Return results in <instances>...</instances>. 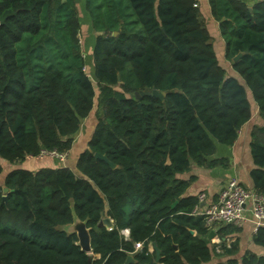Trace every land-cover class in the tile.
Masks as SVG:
<instances>
[{
	"label": "trees",
	"instance_id": "obj_1",
	"mask_svg": "<svg viewBox=\"0 0 264 264\" xmlns=\"http://www.w3.org/2000/svg\"><path fill=\"white\" fill-rule=\"evenodd\" d=\"M81 1L0 0V21L8 16L0 25V158L21 164L42 151L70 152L84 119L97 118L77 173L48 166L7 174L0 264H125L130 254V264H149L153 243L161 264H264V254H240L238 240L226 245L241 231L233 225L217 228L216 251L215 232L193 215L199 198L185 195L191 180L178 178L193 164L229 166L215 157L217 144L235 143L251 100L264 120V2L209 0L228 74L198 0ZM154 89L163 100L133 99ZM251 151L255 190L264 193V124L253 129ZM75 217L90 228L91 254L63 229ZM106 217L112 229L98 226ZM253 242L264 248V227Z\"/></svg>",
	"mask_w": 264,
	"mask_h": 264
},
{
	"label": "crops",
	"instance_id": "obj_2",
	"mask_svg": "<svg viewBox=\"0 0 264 264\" xmlns=\"http://www.w3.org/2000/svg\"><path fill=\"white\" fill-rule=\"evenodd\" d=\"M243 1L249 3L250 5L255 4L252 2V0ZM198 7L201 18L203 19L212 37L213 46L219 63L225 67L228 74H231V72H233L232 64L225 58L226 41L221 34L219 22L215 20L212 15L209 0H198ZM90 78L96 86V79L92 77ZM251 103L253 106V114L250 120L239 130L238 138L235 143L232 146L217 144V153L215 154V157L229 158L230 162L228 167L225 168L222 166H216L213 168H205L193 164L189 171L178 174V178L180 179L191 180L190 186L185 193L186 196H197L199 198L200 195L205 194V200L201 203L202 208L218 201L220 191L231 178L237 179L247 188L255 189L254 181L251 176V172L255 169V163L253 162L251 151L252 132L256 126H262L264 124V120L259 114V107L252 100ZM96 125V113H93L91 116H89V118L84 119L81 129L76 136L73 148L70 152H68V158L64 164H60L57 159L51 157H31L27 158L21 164H11L0 158V163L3 167V172L0 174V186H3L7 174L16 168H24L31 171H36L48 166H63L68 167L77 173V162L81 154L88 149L89 142L93 136ZM218 227L219 226H215L211 228V231L215 232L216 234ZM252 228V223L245 224L242 228H240L241 231L239 233L236 235H229L226 238V245L230 246L234 244L233 242L238 240L240 254L247 251H253L257 254H264V248L257 246L253 242L254 234ZM127 231L128 234L124 235L128 238L130 231L128 229ZM212 240L215 243L222 242L221 238L217 234L213 236ZM217 249L218 251H221L222 246L219 245Z\"/></svg>",
	"mask_w": 264,
	"mask_h": 264
},
{
	"label": "built area",
	"instance_id": "obj_3",
	"mask_svg": "<svg viewBox=\"0 0 264 264\" xmlns=\"http://www.w3.org/2000/svg\"><path fill=\"white\" fill-rule=\"evenodd\" d=\"M254 3L264 2V0H252ZM198 6V3L195 4ZM29 156L27 158H31ZM37 157L55 158L64 164L68 158V152H58L57 150L42 151ZM205 200V194L200 195L199 202ZM250 212V216H247ZM193 215L202 216L209 228L219 225H233L242 228L247 223L253 224V234L264 227V193L255 189L247 188L237 179L231 178L219 193L218 201L206 207L197 206ZM140 244L136 248H140Z\"/></svg>",
	"mask_w": 264,
	"mask_h": 264
},
{
	"label": "water",
	"instance_id": "obj_4",
	"mask_svg": "<svg viewBox=\"0 0 264 264\" xmlns=\"http://www.w3.org/2000/svg\"><path fill=\"white\" fill-rule=\"evenodd\" d=\"M8 16H6L2 21H0V25H3L6 23ZM118 34V33H116ZM241 53H239L235 58L234 61L239 60V58L241 57ZM120 79V78H119ZM144 96H154L160 99H164L165 97V92L159 91V90H152V91H137L134 93L133 95V99H140L141 97ZM95 158L96 159H101L103 161H105L111 168L115 169L117 168V164L110 161L109 158L107 157V155L105 154H101V153H95ZM170 163V162H168ZM8 191L7 188H4V192L6 193ZM7 201V196H3V202ZM176 204V203H175ZM174 204V205H175ZM98 226L101 227H107L108 229H112L114 226V223L112 221L111 218L106 217L101 219V221L99 222ZM63 229L65 231H67L68 233H76L77 237H78V245L81 247V250L87 252V253H92V247H91V234H90V228L87 227V223L85 221H81L78 218L75 217V220L72 224H69L65 227H63ZM128 231H124L125 234ZM193 233V231H191ZM141 248V247H140ZM153 251H155L156 255H155V259L152 260L149 264H161L160 260H161V251L158 248L156 243H153ZM131 262H135L133 255H129L127 258V261L125 264H130Z\"/></svg>",
	"mask_w": 264,
	"mask_h": 264
},
{
	"label": "rangeland",
	"instance_id": "obj_5",
	"mask_svg": "<svg viewBox=\"0 0 264 264\" xmlns=\"http://www.w3.org/2000/svg\"><path fill=\"white\" fill-rule=\"evenodd\" d=\"M82 1L81 0H79V3H81ZM78 10H79V15H80V17L82 18V24H83V31H85V32H87V30H88V27H87V22H89V18H88V13L86 12V10H85V7L83 6V4H82V8H80V6H78ZM88 36H91V33L90 34H88ZM81 41H83V39L85 40V36H84V33H83V35L81 34ZM84 42V41H83ZM84 44V43H83ZM90 44V43H89ZM88 62H90V60H88ZM90 65H91V62H90ZM247 214V216H250L251 214H250V212H247L246 213ZM214 236V235H213ZM211 243H214V244H217V245H220V242L219 243H215L213 240H212V238H211ZM150 250H153L152 249V246L150 247ZM221 250V249H220ZM216 251H218L217 249H216ZM253 252V251H252ZM96 257H98V256H96ZM218 259V258H217ZM215 261H216V259H215Z\"/></svg>",
	"mask_w": 264,
	"mask_h": 264
},
{
	"label": "clouds",
	"instance_id": "obj_6",
	"mask_svg": "<svg viewBox=\"0 0 264 264\" xmlns=\"http://www.w3.org/2000/svg\"><path fill=\"white\" fill-rule=\"evenodd\" d=\"M124 231H126V230H124ZM124 231L122 232L123 234H125Z\"/></svg>",
	"mask_w": 264,
	"mask_h": 264
}]
</instances>
